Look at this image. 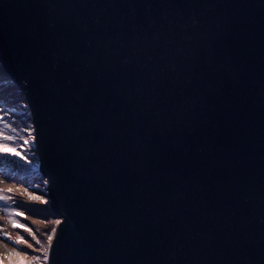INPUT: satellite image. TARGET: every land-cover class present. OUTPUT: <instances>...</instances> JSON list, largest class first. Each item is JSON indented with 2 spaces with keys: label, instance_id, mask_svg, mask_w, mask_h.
Segmentation results:
<instances>
[{
  "label": "water",
  "instance_id": "obj_1",
  "mask_svg": "<svg viewBox=\"0 0 264 264\" xmlns=\"http://www.w3.org/2000/svg\"><path fill=\"white\" fill-rule=\"evenodd\" d=\"M0 61L48 264H264V0H0Z\"/></svg>",
  "mask_w": 264,
  "mask_h": 264
},
{
  "label": "rangeland",
  "instance_id": "obj_2",
  "mask_svg": "<svg viewBox=\"0 0 264 264\" xmlns=\"http://www.w3.org/2000/svg\"><path fill=\"white\" fill-rule=\"evenodd\" d=\"M0 132L13 136L12 141L0 137V144L7 145L0 147V264H48L53 240L48 236L56 234L60 217L50 213L48 181L40 172L34 126L24 94L1 61ZM24 139L29 141L27 145ZM17 240L25 242L16 244Z\"/></svg>",
  "mask_w": 264,
  "mask_h": 264
},
{
  "label": "snow or ice",
  "instance_id": "obj_3",
  "mask_svg": "<svg viewBox=\"0 0 264 264\" xmlns=\"http://www.w3.org/2000/svg\"><path fill=\"white\" fill-rule=\"evenodd\" d=\"M0 137H2L3 140L5 141H12L13 140V136L12 135H4L2 132H0ZM29 143V141L27 139L23 140V144L27 145ZM0 147H7V145L4 144H0ZM11 151L13 153H15V149H11ZM16 155H19V153H15ZM21 159H23V157H21ZM57 224L60 223V221H56ZM16 227H20V225H16ZM30 231V229H29ZM54 231V230H53ZM53 239V237L51 235L48 236V240L51 241ZM25 241L23 240H17L16 244H20V243H24ZM37 243H39V241H37ZM29 247H31V245H29ZM21 251H23V249H21Z\"/></svg>",
  "mask_w": 264,
  "mask_h": 264
},
{
  "label": "bare ground",
  "instance_id": "obj_4",
  "mask_svg": "<svg viewBox=\"0 0 264 264\" xmlns=\"http://www.w3.org/2000/svg\"><path fill=\"white\" fill-rule=\"evenodd\" d=\"M21 258H23L24 260H26L24 257H21ZM9 264H18V262L17 261H12V262H9Z\"/></svg>",
  "mask_w": 264,
  "mask_h": 264
}]
</instances>
